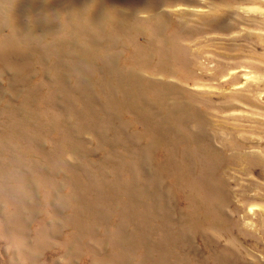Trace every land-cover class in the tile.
I'll return each instance as SVG.
<instances>
[{
  "label": "rangeland",
  "instance_id": "rangeland-1",
  "mask_svg": "<svg viewBox=\"0 0 264 264\" xmlns=\"http://www.w3.org/2000/svg\"><path fill=\"white\" fill-rule=\"evenodd\" d=\"M114 4L146 13L0 0V264H264V0L164 5L186 66L143 72L168 86L133 98ZM176 96L187 123L165 116Z\"/></svg>",
  "mask_w": 264,
  "mask_h": 264
},
{
  "label": "bare ground",
  "instance_id": "bare-ground-1",
  "mask_svg": "<svg viewBox=\"0 0 264 264\" xmlns=\"http://www.w3.org/2000/svg\"><path fill=\"white\" fill-rule=\"evenodd\" d=\"M21 1L24 3L26 8L30 7V9H36L32 5V0ZM185 1L191 0H117V2L121 6L133 3L136 5V7L139 6L140 10L146 11L145 14L138 15L137 18L133 21L135 23L131 22L132 24L127 23L124 18L131 13L130 8H125L123 11L124 14H122L116 8L119 5L114 4L113 8L115 7V13L111 17L116 20L117 26L116 29H114L112 32V34H115L114 36L116 41L113 53L116 49L115 54L120 55L121 53L117 51V49L123 48V44L121 41L129 40L128 47L132 49L135 57L132 66L134 69L139 70L137 74L135 72H132L130 78H126L124 76L122 77L121 74H119L116 78L117 85L121 88L126 89L128 98H133L132 90H137L138 88L144 89L145 84H149L151 87H155V85L157 84L158 86L163 87L168 86L164 85L160 81L147 80L146 76L143 75V72H150L155 74L158 72H165L172 65H185L183 58L179 52V46L175 44L174 40L171 37L164 35L162 32V26L160 24H157V22H162V20L164 19V15L161 12V9L162 7H164V5H172ZM73 2L74 1H72V3ZM16 6L19 5H9L4 8L5 10L9 11L7 24L13 25L14 23H17L21 25H16L13 27L15 30L14 35L17 37L31 36L32 34L34 35L32 31L35 28L34 25L39 23L38 17L30 16L28 9H26L25 13H22L21 11H23L24 9ZM49 7L50 6L45 9H49ZM21 15L22 17H24L25 15L30 16L32 25H29V28L25 27L22 24L23 18L22 21H20ZM23 28H25L24 31ZM102 32L104 33V31ZM139 36H143L145 38V43H141L137 40ZM152 58H156V69H151L150 61ZM117 64L120 63L114 64L115 69H119V66ZM139 97H142V95H139ZM179 98L180 96H176L175 100L178 103L173 104L165 116L167 119H178L184 123H187V121L181 120L179 119V117L183 116L185 113L192 114V110L195 109V107L191 106L188 102L182 103ZM168 132V128L163 129V133Z\"/></svg>",
  "mask_w": 264,
  "mask_h": 264
}]
</instances>
